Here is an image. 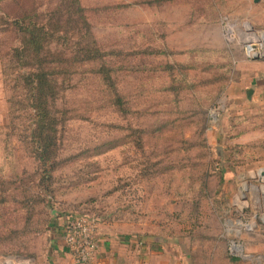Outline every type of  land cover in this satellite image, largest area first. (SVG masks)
I'll list each match as a JSON object with an SVG mask.
<instances>
[{
  "label": "rangeland",
  "instance_id": "obj_1",
  "mask_svg": "<svg viewBox=\"0 0 264 264\" xmlns=\"http://www.w3.org/2000/svg\"><path fill=\"white\" fill-rule=\"evenodd\" d=\"M214 2L0 0V264H48L55 214L74 213L122 264H264V92L246 95L264 57L244 51L264 22ZM17 19L45 26L44 53H105L107 79L100 62L58 78L53 168L34 153Z\"/></svg>",
  "mask_w": 264,
  "mask_h": 264
},
{
  "label": "trees",
  "instance_id": "obj_2",
  "mask_svg": "<svg viewBox=\"0 0 264 264\" xmlns=\"http://www.w3.org/2000/svg\"><path fill=\"white\" fill-rule=\"evenodd\" d=\"M223 1L217 0L214 4H222ZM74 2L78 3V0H74ZM78 9L82 10L80 6H78ZM217 9L221 10L218 6ZM81 19L83 25L88 26L84 16H81ZM14 23L23 34L21 46L19 49L15 48L14 53L17 59L21 61L20 64L27 69V73L24 75V85L29 93V107L32 111L35 126L33 138L36 139L37 147H35L34 153L41 166L53 168L56 144L54 137L50 135L55 131V119L50 108L57 97L58 78L67 73V68L69 69L75 62L84 64L100 62L94 70L103 75L104 79H107L109 77L108 69L103 63L105 53H102L99 48H93L79 42L76 43L77 56L73 58L63 57L62 55H50L46 52L44 53V50L50 44L45 38L46 29L44 25L38 26L30 23L26 25L22 19H17ZM80 54L81 57H78ZM9 118H12L11 112H9ZM55 215L54 223L52 226L50 225L51 229L55 226V222L58 226L61 225L63 216H60V214Z\"/></svg>",
  "mask_w": 264,
  "mask_h": 264
},
{
  "label": "built area",
  "instance_id": "obj_3",
  "mask_svg": "<svg viewBox=\"0 0 264 264\" xmlns=\"http://www.w3.org/2000/svg\"><path fill=\"white\" fill-rule=\"evenodd\" d=\"M227 32L232 34V28H229ZM245 33L246 56L253 59L254 56L264 57V32L255 31L250 27ZM61 226L63 240L72 264H94L99 250L96 218L88 213H74L65 217Z\"/></svg>",
  "mask_w": 264,
  "mask_h": 264
},
{
  "label": "crops",
  "instance_id": "obj_4",
  "mask_svg": "<svg viewBox=\"0 0 264 264\" xmlns=\"http://www.w3.org/2000/svg\"><path fill=\"white\" fill-rule=\"evenodd\" d=\"M245 3L241 4V9L244 10L245 14H248L251 16V18L255 19L256 21L264 22V0H244ZM264 73L256 72L254 74V77H252V84L247 88L246 95H253L255 97H258V95L262 94L264 92ZM0 88H1V63H0ZM260 93V94H259ZM1 105V104H0ZM0 115H1V108H0ZM98 228V227H97ZM62 226H58L57 223H55V226L50 230L52 233V245L54 247L53 252L51 253L52 256L48 264H72L71 257L69 255V251L65 245V242L63 240L62 235ZM256 236L257 234L255 232L248 233L246 238L251 239L252 236ZM97 237L99 242V250H98V256L96 257L94 264H122L120 260H117L114 258L115 251H116V240L108 239L104 240L97 231ZM121 244H125L124 241H120ZM144 241L142 239H137V242L135 243V247H138L140 249H145ZM125 246V245H123ZM145 252V251H143ZM103 253V254H102ZM109 255V258L103 259V255ZM155 256L156 253H154ZM177 264V262H176Z\"/></svg>",
  "mask_w": 264,
  "mask_h": 264
},
{
  "label": "water",
  "instance_id": "obj_5",
  "mask_svg": "<svg viewBox=\"0 0 264 264\" xmlns=\"http://www.w3.org/2000/svg\"><path fill=\"white\" fill-rule=\"evenodd\" d=\"M255 1L257 2L259 0H255ZM263 39H264V34H263ZM256 58H258V57L257 56H254V59H256ZM260 173H261V175H263V178L261 176L260 177L264 180V169L263 170H260Z\"/></svg>",
  "mask_w": 264,
  "mask_h": 264
},
{
  "label": "bare ground",
  "instance_id": "obj_6",
  "mask_svg": "<svg viewBox=\"0 0 264 264\" xmlns=\"http://www.w3.org/2000/svg\"><path fill=\"white\" fill-rule=\"evenodd\" d=\"M258 175L261 176L263 178V175H261L260 171L258 172Z\"/></svg>",
  "mask_w": 264,
  "mask_h": 264
}]
</instances>
